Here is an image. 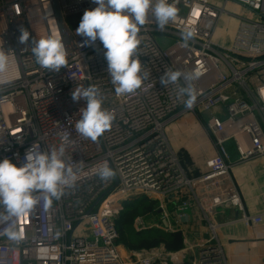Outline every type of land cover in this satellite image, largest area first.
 <instances>
[{
    "label": "built area",
    "instance_id": "1",
    "mask_svg": "<svg viewBox=\"0 0 264 264\" xmlns=\"http://www.w3.org/2000/svg\"><path fill=\"white\" fill-rule=\"evenodd\" d=\"M169 3L178 9L176 19L161 31L149 14L138 34L136 55L147 79L133 93L117 96L103 45L97 40L82 47L83 38L75 32L84 11L97 6L92 0H59L74 44L64 43L67 63L59 72L41 68L31 52L32 39H62L51 0H0V46L13 50L15 57L9 71L0 74L7 80L0 84V160L9 158L19 166L32 145L47 151L66 136L64 159L79 170L75 186L51 206L37 192L38 204L31 211L0 223V264H184L187 255L191 264H229L217 240V211L235 209L243 213L240 222L248 229L262 226V215L246 211L234 170L264 158V0ZM70 18H76L74 27ZM20 26L30 33L27 48L18 43ZM190 30L195 35L185 45L181 34ZM157 34L177 41L162 49ZM168 69L196 75L191 108L185 106L187 95L178 93L183 79L161 85ZM90 84L100 89L102 108L114 117L95 142L76 131L85 102L71 98L75 87ZM186 116L195 119L209 140L203 167L196 171L185 164L168 135ZM228 144L234 145L237 161ZM104 163L115 173L108 180L94 171ZM141 196L153 198L162 215L178 222L200 211L213 238L192 245L185 236L179 252L163 246L125 256L126 249L117 243L116 222L125 204ZM145 218L134 221L136 232L148 228ZM12 225L18 242L2 234ZM164 228L177 229L169 223ZM195 250L197 260L191 257Z\"/></svg>",
    "mask_w": 264,
    "mask_h": 264
},
{
    "label": "clouds",
    "instance_id": "2",
    "mask_svg": "<svg viewBox=\"0 0 264 264\" xmlns=\"http://www.w3.org/2000/svg\"><path fill=\"white\" fill-rule=\"evenodd\" d=\"M97 6L85 10L75 32L83 38L81 46L94 45L97 40L105 49L107 73L115 86L117 96L130 94L141 88L148 77L142 74V64L136 55L140 40L138 34L147 23L149 14L156 26L163 31L170 21H174L178 9L169 0H92ZM18 43L29 45L30 33L20 26ZM195 35L194 30L181 34L187 45ZM13 50L0 46V74H4L15 63ZM31 52L35 62L43 69L59 72L66 66L67 52L62 39L53 37L31 40ZM195 74L181 70L168 69L161 77L162 86L178 84L183 79L185 86L178 89L179 95H187L185 106L191 108L195 102V90L192 81ZM7 80L0 78V84ZM73 102L83 100L85 106L80 109L81 118L77 121L76 131L83 137L95 142L111 127L113 115L102 108L100 89L95 85H79L71 92ZM59 147L40 151L32 145L25 152L23 163L19 166L9 158L0 160V223H8L10 218L31 211L38 200L34 193H43L48 206L54 199H60L66 188L75 186L78 169H74L64 159L68 138L62 136ZM95 174L101 180L112 178L115 173L107 163L97 167ZM6 213V214H5ZM8 240L18 242L19 232L15 226L5 228L2 233Z\"/></svg>",
    "mask_w": 264,
    "mask_h": 264
},
{
    "label": "crops",
    "instance_id": "3",
    "mask_svg": "<svg viewBox=\"0 0 264 264\" xmlns=\"http://www.w3.org/2000/svg\"><path fill=\"white\" fill-rule=\"evenodd\" d=\"M196 123L192 116H186L168 129L173 148L195 171L197 167H203L209 149V140ZM228 149L233 160L237 161L234 145L228 144ZM234 177L246 203V211L264 218V158L236 166ZM215 216L219 225L217 240L223 246L229 264H264V222L259 228L251 230L240 222L243 213L235 209L218 210ZM174 223L192 245L213 238L208 222L201 218L198 210L189 219L183 222L174 219Z\"/></svg>",
    "mask_w": 264,
    "mask_h": 264
},
{
    "label": "trees",
    "instance_id": "4",
    "mask_svg": "<svg viewBox=\"0 0 264 264\" xmlns=\"http://www.w3.org/2000/svg\"><path fill=\"white\" fill-rule=\"evenodd\" d=\"M159 203L148 197L127 202L116 222L117 243L128 251L151 250L164 245L168 251L179 252L185 248V236L181 231L169 232L161 228H147L136 232L133 228L138 217L158 214ZM184 264H190L186 262Z\"/></svg>",
    "mask_w": 264,
    "mask_h": 264
},
{
    "label": "rangeland",
    "instance_id": "5",
    "mask_svg": "<svg viewBox=\"0 0 264 264\" xmlns=\"http://www.w3.org/2000/svg\"><path fill=\"white\" fill-rule=\"evenodd\" d=\"M219 2V1H218ZM217 2V3H218ZM229 5H228V9H229ZM238 12L242 13V10H238L236 9ZM68 23L71 25V27H74L75 26V23H76V18H70L68 19ZM156 40L157 42L159 43V46L162 48V49H168L170 46H172L176 41H177V38L173 37V36H167V35H160V34H157L156 35ZM221 69L223 70V66H221ZM143 197H146V196H141V197H137V198H134V199H140V198H143ZM150 199H153L151 197H148ZM132 199V200H134ZM154 200V199H153ZM167 218V221L168 223L170 224V226H173L175 227V223H174V219L171 218V217H165V215H162V214H157L155 216H152V215H149L145 218V221L147 223V227L148 228H153V227H156V228H161V227H164L163 226V220ZM165 229V228H164ZM176 231H178L177 229H174ZM170 232V231H169ZM162 246V247H161ZM160 247H158L157 249L161 250L163 249L165 246L164 245H161ZM164 246V247H163ZM124 248V247H122ZM132 252V251H128L126 250L125 252L123 251V254L125 256L129 255V253ZM142 251H137L135 253H141ZM191 257L194 259V260H197L198 258V252L197 251H194L193 252V255H191ZM185 258L187 259L186 261L189 262V258H188V255L185 256ZM191 264V262H189ZM156 264H159V263H156Z\"/></svg>",
    "mask_w": 264,
    "mask_h": 264
},
{
    "label": "water",
    "instance_id": "6",
    "mask_svg": "<svg viewBox=\"0 0 264 264\" xmlns=\"http://www.w3.org/2000/svg\"><path fill=\"white\" fill-rule=\"evenodd\" d=\"M51 4H52L53 12L55 14V18H56L58 26H59V30H60L63 42L66 45H69L70 47H73L74 46L73 38L68 34V29H67V26L65 24V20H64V18L62 16L61 10H60L59 0H51ZM117 184L118 183H116V186H117ZM158 214H162V211L161 210L158 211ZM163 224H164L165 227L168 226V223H167L166 220H163Z\"/></svg>",
    "mask_w": 264,
    "mask_h": 264
}]
</instances>
